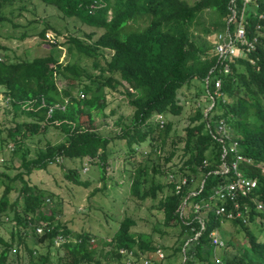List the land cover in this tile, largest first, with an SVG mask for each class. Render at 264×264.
Instances as JSON below:
<instances>
[{
    "label": "trees",
    "instance_id": "trees-1",
    "mask_svg": "<svg viewBox=\"0 0 264 264\" xmlns=\"http://www.w3.org/2000/svg\"><path fill=\"white\" fill-rule=\"evenodd\" d=\"M37 1L53 7L63 18L75 19L82 26L102 33L96 38L93 31L70 35L60 43L69 54L91 60L92 73L78 63L62 64L52 55L30 61L0 58V94L5 102V115H10L5 139L13 151L20 152L17 173L10 177L0 172V218L10 216L13 224L10 240L0 237V264H7L15 243L25 246L24 236L34 245L45 243L49 247L56 246L57 237L64 239L54 260L49 253L34 260L35 249L27 248L28 264H113L122 260L121 250L133 253V264H142L143 259L153 264L151 258L160 249L147 235L133 230L135 220L124 217L110 240L102 242L104 248L96 252L101 242L87 231L72 232L57 218V211L58 215L61 211L47 206L55 195L30 181L34 172L44 171L50 165L63 170L62 161H70L73 167L64 170L67 181L87 188L89 182L81 179L79 173L91 165L99 167V182L104 183L109 146L115 140L124 142L127 163L146 142L156 155L149 180L147 165L141 162L132 168L129 195L137 202L157 200L162 225L177 228L176 245L169 256L180 255L179 264H215L210 234L221 228V217L202 211L199 215L204 229L193 239L201 226L193 206L206 201L214 188L232 180L231 172L213 173L222 163V144L216 140L214 129L219 120L229 127L238 153L252 162L250 165L241 162L238 169L255 178L257 187L239 198L241 207L248 208L244 213L246 223L239 219L231 221L244 238L241 249L227 252L225 249L232 247L229 241L217 253L225 264H264V239L260 240L249 229V224H254L264 235V173L261 172L264 167V0H253L257 9L249 10L246 16L248 37L257 38L256 49L250 55L254 63L235 59L230 64V72L219 76L224 102L216 100L206 116L202 107L194 106L182 136H170L171 123L165 121L160 129L153 119L157 115H180L178 92L193 80L201 82L204 91L206 79L208 87H212L217 73L209 72L215 69L216 57L211 55V46L195 41L191 29L195 24L203 26L206 16L208 25L203 27V33L222 32L230 16V0H195L192 4L185 0ZM14 2L0 0V25L12 23L5 9ZM139 22L145 23L142 28L131 27ZM46 29L47 26L38 37L51 44L46 40ZM0 50L5 49L0 45ZM59 82H63L62 88ZM105 89L119 93L133 109L130 123L118 119L115 123L118 131L110 137L98 133L93 114L103 113L107 107ZM74 90L83 96L74 95ZM49 108H53L50 114ZM51 128L63 134V141L45 140L30 157L25 141L38 136L44 138ZM167 140L169 147L162 156L161 148ZM230 145L224 141L226 148ZM232 156L228 153L223 161L230 165ZM168 174L185 176L196 184L188 183L175 193L173 182L167 180L163 184L154 179L155 176L167 179ZM191 191L198 193L187 197ZM12 193H15L13 199ZM258 203L261 209H256ZM38 227L42 228L40 234L35 231Z\"/></svg>",
    "mask_w": 264,
    "mask_h": 264
},
{
    "label": "rangeland",
    "instance_id": "rangeland-1",
    "mask_svg": "<svg viewBox=\"0 0 264 264\" xmlns=\"http://www.w3.org/2000/svg\"><path fill=\"white\" fill-rule=\"evenodd\" d=\"M188 4H192L195 0H185ZM19 7H22L18 11ZM5 13L12 20V23H3L0 25V45L5 50H0V58L4 57L11 60L30 61L37 57L52 55L62 64L78 63L84 66L92 73L91 60L80 59L77 55L69 54L65 47L60 43L67 36H81L82 33L94 32V37L102 33L100 30H94L82 26L75 19H66L62 17L56 9L51 6H45L37 0H15V2L5 9ZM144 22H139L131 26L134 29L142 28ZM202 24H195L192 32L195 41L199 45H209L214 43L215 34L205 35L203 27L208 25V18L204 17ZM16 25V26H14ZM45 37L47 42L49 38L55 39V44L44 43L38 33L45 29ZM108 56V54H105ZM63 82H59L62 88ZM1 90V88H0ZM78 93V94H77ZM80 91L74 90V95L79 96ZM198 93V96L196 94ZM107 107L103 113L93 112L97 131L99 134L110 137L117 133L118 126L116 121L122 120V123L129 124L132 118L133 109L128 106L125 98L117 92L109 89L104 90ZM178 103L182 106V112L178 116L170 114L165 115L166 122L171 123L170 136L183 135V129L187 125L188 117L191 115L194 106H200L203 111L208 107L206 92L202 83L196 80L191 85L184 86L178 92ZM23 120V117H20ZM10 121V115H5V102L0 94V172L8 173L12 177L17 173L20 163L19 150L10 151L6 143L5 127ZM154 121V120H153ZM63 134L55 129H49L44 138L35 137L32 140H26L24 146L30 149V157L34 155V151L43 146L45 140L51 143L63 141ZM3 140V143H2ZM5 140V141H4ZM40 140V141H39ZM169 140L161 148L163 156L168 149ZM160 144V143H159ZM12 147V146H11ZM158 150V148H157ZM108 164L105 173V182H99L100 170L98 166H91L86 172L80 171V178L88 181L87 188L77 186L67 181L64 177V170L73 167L70 161H62L65 169H61L57 165H50L44 171H36L31 177L32 184L52 192L55 196L47 203L50 209H58L57 218L66 223L71 231L76 233L80 230L89 232L97 242H101L97 251L104 248L102 242L109 241L112 235L117 231L119 222L124 217H130L136 222L133 228L135 232L144 233L152 241L153 245L159 247L164 254V259L155 262L156 258H151L153 264H179L180 255L169 256L172 247L176 245L177 228H166L162 225V214L157 210V200H145L143 202L134 201L129 195L130 174L132 168L138 163L147 165L149 177L153 161L156 155L152 152L151 147L146 142L139 146L133 159L127 163L124 160L126 147L124 142L115 140L109 146ZM149 158V159H148ZM177 163L178 160L176 159ZM159 183H166V177L155 176ZM17 186V185H16ZM15 197V193L11 194V198ZM8 218L3 216L0 218V237L5 241L10 240V232L13 229ZM250 231L260 240L264 239L263 233L260 232L254 224H249ZM237 228L231 222H225L218 231L220 238L226 242H231L232 247L225 250L234 253L237 249H241L244 243L242 233L237 232ZM24 245H13L11 252L8 254L7 264H28V249L34 250L33 259L36 260L39 255L49 253L51 260H54L59 253L58 246L49 247L47 244L34 245L32 240L27 236ZM162 247H165L163 249ZM221 253V251H218ZM168 256V257H167ZM221 257V255H219ZM167 257V258H166ZM152 264V262H150Z\"/></svg>",
    "mask_w": 264,
    "mask_h": 264
},
{
    "label": "built area",
    "instance_id": "built-area-1",
    "mask_svg": "<svg viewBox=\"0 0 264 264\" xmlns=\"http://www.w3.org/2000/svg\"><path fill=\"white\" fill-rule=\"evenodd\" d=\"M237 1L239 5H237ZM230 16L227 19L225 29L216 33L214 37V43L211 45V55L216 57V65L215 69L211 70V72L216 71V78L213 81V85L211 88L208 87V80H205V92L208 100V107L204 111V116H206L207 112L213 107L215 101L221 100L224 102L223 92H222V82L219 78L220 75H225L230 72V64L234 62L235 59H241L247 61L249 64H253L254 60L250 57L252 53L256 49L257 38L248 37L247 27L249 25L248 20L246 19L247 13L250 11H255L257 9V5L253 2V0H230L229 7ZM258 19H262V15L257 16ZM232 26V28H231ZM258 29V27H257ZM49 42L54 44L55 40L53 38H49ZM79 96L82 97V93H79ZM53 108H49L48 114L52 112ZM154 122L158 125L160 129L164 127L165 119L162 115H157L154 117ZM207 128L209 133L211 134V129L207 124ZM215 134L218 135L216 138L218 142L222 144V155L221 160L222 163L217 171H214V174H222L226 175L228 173H232V180L219 185L218 187L213 189L212 194L208 197L206 201H203L200 204H194L193 213L196 214V217L200 221V231L197 232L193 239L200 235V232L204 229L203 222L200 218V213L203 212H212L215 216L221 217L220 223L224 224L225 222H231L235 219L241 220V222L246 223V217L244 213L248 212L247 206L241 207L239 203L240 197L247 196L253 189L257 187V180L252 177H248L243 174L238 169V164L241 162H245L246 164H251L252 162L249 159L242 157L237 150V142L232 140L230 136L229 127L226 122L223 120H219L215 124ZM224 141H229L230 146L226 148L224 146ZM10 151H13V148L8 146ZM230 153L233 154L232 162L228 165L224 162L225 156ZM87 167L85 166L82 169V172H86ZM261 172L264 173V167H261ZM167 180L174 183L175 193H178L183 186L189 184H196L193 179L188 180L185 176L168 174ZM203 181L199 183V191L202 188ZM195 186H193L194 188ZM198 192L191 191L188 193V196H193ZM186 197V198H187ZM186 200V199H185ZM185 200L180 207V215L184 210ZM261 203L256 205V209H261ZM36 233H42V228H36ZM211 246L214 251V263L215 264H225L217 250H221L225 246V242L220 238L218 231L215 230L210 234ZM64 241L63 238L57 237L55 240V245L58 246ZM187 244V243H186ZM122 255V260L120 262H114L113 264H133L134 256L131 251H120ZM153 257L157 260H161L164 258V254L161 250H156L153 254ZM142 264H150L148 259H143Z\"/></svg>",
    "mask_w": 264,
    "mask_h": 264
}]
</instances>
